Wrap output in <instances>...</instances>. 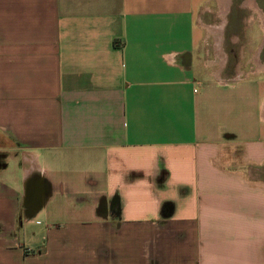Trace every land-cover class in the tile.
<instances>
[{
    "label": "crops",
    "instance_id": "obj_1",
    "mask_svg": "<svg viewBox=\"0 0 264 264\" xmlns=\"http://www.w3.org/2000/svg\"><path fill=\"white\" fill-rule=\"evenodd\" d=\"M263 23L256 0H0V264H264Z\"/></svg>",
    "mask_w": 264,
    "mask_h": 264
},
{
    "label": "rangeland",
    "instance_id": "obj_2",
    "mask_svg": "<svg viewBox=\"0 0 264 264\" xmlns=\"http://www.w3.org/2000/svg\"><path fill=\"white\" fill-rule=\"evenodd\" d=\"M244 14V13H243ZM242 14V15H243ZM211 20V19H210ZM209 20V23H206V24H209L210 26H213V28H214V30H217V32L216 31H214V39L216 40V38H217V36H219L220 35V39H221V42L223 41L222 40V36H223V26H224V22H222V19H221V16L220 17H218L217 19H216V21H214V22H212V21H210ZM259 27V26H258ZM263 27H264V23H263ZM238 28H240V27H238ZM237 28V30H239ZM259 30V29H258ZM219 32V33H218ZM259 32V34H260V39H258V45L257 46H259V43H260V40H261V36H264V33H263V31H261V30H259L258 31ZM224 36H226V41L224 42V44L222 43V45H223V47L225 46V47H227V48H229V49H231V48H235V49H239V47L241 46V48H242V46H243V41L241 42V44H233L232 43V40H233V38H231L232 36H234V35H230V36H228L227 34H225L224 33ZM228 37V38H227ZM218 39V38H217ZM209 44H213V40L212 39H210V42H209ZM217 44V43H216ZM219 45V44H218Z\"/></svg>",
    "mask_w": 264,
    "mask_h": 264
},
{
    "label": "flooded vegetation",
    "instance_id": "obj_3",
    "mask_svg": "<svg viewBox=\"0 0 264 264\" xmlns=\"http://www.w3.org/2000/svg\"><path fill=\"white\" fill-rule=\"evenodd\" d=\"M256 1L260 5V7L264 9V0H256ZM238 13H240V15H242L244 12L242 9L240 10V8L233 6L231 9V12L228 15L229 21L226 23L225 29H224V33L227 34L228 36L230 34H232V32L239 31L241 28L240 23L237 20L239 17ZM238 27H240V28H238ZM237 28L239 30H237Z\"/></svg>",
    "mask_w": 264,
    "mask_h": 264
}]
</instances>
